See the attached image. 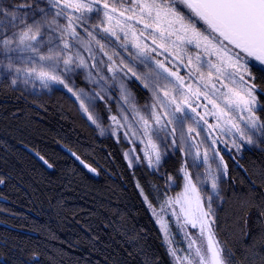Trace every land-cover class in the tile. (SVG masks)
<instances>
[{
    "label": "snow or ice",
    "instance_id": "obj_1",
    "mask_svg": "<svg viewBox=\"0 0 264 264\" xmlns=\"http://www.w3.org/2000/svg\"><path fill=\"white\" fill-rule=\"evenodd\" d=\"M0 66V83L11 90L56 85L100 136L110 130L143 145L124 156L129 168L143 164L156 178L134 187L161 225L165 252L158 256L145 232L117 212L106 227L122 243L88 239L102 264H264V160L251 172L240 164L246 151L264 155V0H0ZM88 83L99 90L87 91ZM137 94L147 95L143 105ZM221 143L231 145L230 159L247 176L242 195L231 190ZM64 147L82 175H101L94 158L88 163ZM36 156L57 169L58 162ZM173 188L181 190L169 195ZM233 201L229 247L217 227L221 206Z\"/></svg>",
    "mask_w": 264,
    "mask_h": 264
},
{
    "label": "trees",
    "instance_id": "obj_2",
    "mask_svg": "<svg viewBox=\"0 0 264 264\" xmlns=\"http://www.w3.org/2000/svg\"><path fill=\"white\" fill-rule=\"evenodd\" d=\"M56 88L13 91L0 83V176L7 181L0 184V258L28 260L39 253L32 264H49V260L61 264V256L63 264H74L72 257L94 258L102 264L103 255L90 253L88 239L99 235L103 245L113 248L122 243L106 227L109 219H118L117 212L126 214L130 224L145 232L146 242L158 256L163 255V233L134 187L136 178L141 183L145 177L153 183L156 178L143 165L129 168L114 136H100L78 103ZM65 145L88 163H93L89 156L94 158L98 163L93 166L101 169V175H82ZM36 153L58 162L57 169L43 167ZM243 156L240 164L249 172L264 160L258 150ZM228 157L231 190L242 195L248 190L247 176ZM233 205L234 201L221 206L217 227L219 238L229 247L234 237L225 232L230 230ZM103 245L99 246L101 253Z\"/></svg>",
    "mask_w": 264,
    "mask_h": 264
},
{
    "label": "rangeland",
    "instance_id": "obj_3",
    "mask_svg": "<svg viewBox=\"0 0 264 264\" xmlns=\"http://www.w3.org/2000/svg\"><path fill=\"white\" fill-rule=\"evenodd\" d=\"M4 72V69H3V67L2 66H0V73H3ZM81 79H83V77H81ZM81 86L82 87H84L85 85L84 84H81ZM56 87H58V86H56V85H53L52 86V89H54V88H56ZM96 89V90H99L98 89V87L96 86V85H93V84H91V83H88L87 84V86H86V90L87 91H91L92 89ZM26 91H28V92H50L51 90H49V89H47V88H42L41 87V84H40V82L39 81H36L35 82V85L33 86L32 84H29L28 86H27V88L25 89ZM113 96H115V97H117L118 98V96H119V92L118 91H113ZM136 102V101H135ZM78 103V102H77ZM138 104V103H137ZM139 105V104H138ZM112 107H113V111H116L119 107H120V105H119V103H113L112 104ZM123 132V129L121 130V133ZM105 135H112L111 134V131L109 130L108 132H106L105 133ZM113 136V135H112ZM115 137V136H114ZM113 137V139L118 143V145L119 146H121V149H122V151L125 153V152H129L130 151V146L132 147V146H135L136 148H137V150L136 149H131V150H133V153L135 154V153H141L142 152V150H143V145L142 144H140L139 143V141H136L135 140V138H132V139H124L123 138V135H121V138L119 139V140H117L116 139V137L114 138ZM220 149H221V152H222V154L224 155V157H225V159L227 160V159H229V157H228V155H229V149L231 148V145L229 144V145H224L223 143H221L220 144ZM232 155L233 156H236V154L233 152L232 153ZM236 158L238 159L239 158V156H236ZM141 165H143V164H141ZM144 166V165H143ZM213 167H215V163H213ZM151 171V170H150ZM172 193L170 194L169 193V195H172V194H174L175 192H178V191H180L181 189H179V188H173V189H169ZM154 219H155V221H156V218L154 217ZM158 224V223H157ZM159 225V227H160V229H161V225L160 224H158ZM173 231H175V229H173ZM163 233V232H162ZM181 239V237H177V240L179 241ZM179 247H183V245H178Z\"/></svg>",
    "mask_w": 264,
    "mask_h": 264
},
{
    "label": "flooded vegetation",
    "instance_id": "obj_4",
    "mask_svg": "<svg viewBox=\"0 0 264 264\" xmlns=\"http://www.w3.org/2000/svg\"><path fill=\"white\" fill-rule=\"evenodd\" d=\"M132 90L135 93L136 90L134 88ZM146 101H147V95L146 94H137L136 103H138L139 105H143ZM131 149L137 150V148L135 146H132V147L130 146V150ZM169 193L171 194L172 192L169 190Z\"/></svg>",
    "mask_w": 264,
    "mask_h": 264
},
{
    "label": "bare ground",
    "instance_id": "obj_5",
    "mask_svg": "<svg viewBox=\"0 0 264 264\" xmlns=\"http://www.w3.org/2000/svg\"><path fill=\"white\" fill-rule=\"evenodd\" d=\"M139 170V169H138ZM140 172V171H139ZM136 174H137V172H135ZM136 180H137V178H136Z\"/></svg>",
    "mask_w": 264,
    "mask_h": 264
}]
</instances>
